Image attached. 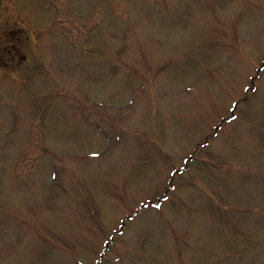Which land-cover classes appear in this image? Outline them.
Segmentation results:
<instances>
[{"label":"rangeland","instance_id":"obj_1","mask_svg":"<svg viewBox=\"0 0 264 264\" xmlns=\"http://www.w3.org/2000/svg\"><path fill=\"white\" fill-rule=\"evenodd\" d=\"M0 264H264V0H0Z\"/></svg>","mask_w":264,"mask_h":264}]
</instances>
